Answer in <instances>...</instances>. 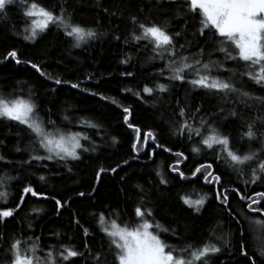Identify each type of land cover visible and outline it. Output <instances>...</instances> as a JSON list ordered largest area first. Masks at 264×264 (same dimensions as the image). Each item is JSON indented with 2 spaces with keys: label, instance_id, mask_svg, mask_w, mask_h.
<instances>
[{
  "label": "trees",
  "instance_id": "1",
  "mask_svg": "<svg viewBox=\"0 0 264 264\" xmlns=\"http://www.w3.org/2000/svg\"><path fill=\"white\" fill-rule=\"evenodd\" d=\"M39 3L47 8L66 4L73 22L94 29L97 37L77 48L63 31L50 26L34 41L25 40L23 9L18 3L9 5L7 18L0 19V94L30 96L36 105V114L45 123L50 118L60 129L87 136L88 139L80 142L88 151L78 149L79 160L53 159L24 164L30 154L46 153L33 143L32 135L24 126L0 118V141H3L0 155L10 161L0 162V176L5 175L4 189L9 193L7 204H0V210L15 208L26 185L43 194L38 197L27 194L14 216L0 223V234L5 237L0 240V262L4 259L3 249L13 237L39 236L45 252L49 246L59 249L61 244L84 250L85 240L93 250L103 248L107 252L108 238L99 230L92 214L103 212L106 218L134 224L138 222L134 209L143 205L152 212L150 220L162 228L175 230L177 235L171 231H159L166 243L174 246L214 243L222 250L212 256L211 264H252L240 254L239 245L243 242L255 264H264V255H261L264 217L248 210L249 200L240 199V196L258 199L255 194L264 192V180L245 183L251 178L250 166L241 165L242 172L234 171L222 161H216L213 150L196 143L199 137L194 136L193 141H189L187 133L183 136L174 133L176 121L181 120L177 115L179 101L180 106L186 105L190 114L195 115V119L189 120L193 127H199L201 119L208 121L229 135L232 148L243 154L249 145L246 138L241 140V132L246 130L245 122L264 114V106L254 104L248 108L237 103L234 96L225 101L187 83L168 80L170 73L164 67L168 58L153 59L156 54L151 47L145 48L143 42L131 41L130 34L135 26L130 17L136 16L141 22L155 21L170 33L181 32L182 36L176 39L180 54L194 57L204 48V62L211 60L223 65L220 69L214 68L213 75L221 79L232 77L238 87L264 96V89L238 75L243 70L240 66L243 62L226 59L225 54L218 51L222 38L213 37L211 33L199 36L198 17L189 15L185 23L184 19L178 18L185 14H178L177 6L169 5L166 0H162V7H157L155 0H39ZM117 36L119 40L115 38ZM180 45L184 47L180 48ZM13 50L21 63L17 64L10 57L5 59ZM125 59L127 63H121ZM25 61L39 65L45 75L41 76ZM161 69H164L163 75H160ZM126 72L133 75H121ZM233 72L237 75L232 76ZM56 79L69 83L57 85L54 83ZM72 83L79 87L72 88ZM156 84H165L169 90L154 92L151 96L142 93L145 85L155 87ZM137 92L141 93L140 98L135 95ZM124 107L130 109L129 123L141 129L137 151L132 149V144L136 143L134 127L130 128L124 122ZM196 107L201 109L199 113H194ZM232 110L238 115H230ZM85 121L96 127L88 126ZM257 127L260 128L259 123ZM149 130L156 136L155 143L151 138L143 142V133ZM157 143L171 151L157 148ZM194 146L200 147L201 152L193 153ZM17 147L21 151L17 152ZM253 147H256L254 142ZM176 152L183 153V156L174 155ZM201 163H212V171L221 176L222 183H207L204 175L199 173L192 177V172ZM100 168H116V171H105L97 179ZM180 172L190 179H181ZM40 176L45 179L41 181ZM161 179L165 183H161ZM208 179L211 181L212 177ZM81 192L85 195H78ZM217 193L228 196L231 215L216 199ZM52 197L62 204L67 201L59 213ZM181 197L192 201L205 197V202L196 211L184 204ZM257 219L262 223L255 224ZM75 220L88 228L91 235L85 237ZM65 264L88 262L77 257ZM108 264H113L111 254L108 255Z\"/></svg>",
  "mask_w": 264,
  "mask_h": 264
},
{
  "label": "snow or ice",
  "instance_id": "2",
  "mask_svg": "<svg viewBox=\"0 0 264 264\" xmlns=\"http://www.w3.org/2000/svg\"><path fill=\"white\" fill-rule=\"evenodd\" d=\"M157 7H162V0H155ZM169 5H176V12L184 13V19L187 23V17L191 15L199 20L197 34L206 36L211 33L213 37L222 38L219 40L218 51L225 54V58L237 62H243L240 66L243 69L238 73L240 77H246L253 84L264 89V0H166ZM23 9V17L26 18L25 40L34 41L38 35L45 33L50 26L63 31L64 35L71 39L73 46L79 48L83 43L90 39H95L97 33L94 29L86 28L78 23L73 22L72 13L69 12L66 4H58L54 8H47L39 3V0H0V19L7 18L8 6L17 4ZM108 12V9H104ZM141 11H143L141 9ZM116 15L115 12L111 13ZM130 22L135 26L130 34L132 42L139 44L143 42L145 48L151 47V50L156 54L153 59L159 57L168 58L165 68L170 75L167 77L170 81H179L181 84L187 83L193 88L203 89L208 93L220 96L227 101L230 96L236 97V102L251 108L254 104L264 106V96L255 95L252 92L238 87L232 77L221 79L219 76L213 75V69H220L223 65L216 61L209 60L204 62V48L200 49L197 56L189 57L180 54L177 50L176 39L182 36L179 31L170 33L168 29L158 24L155 21L148 20L141 22L136 16L130 17ZM117 40L119 36L115 37ZM127 42V41H126ZM183 48L184 45H180ZM211 55V54H209ZM12 58L17 64L21 61L17 58L16 51H9L5 57ZM130 59V58H129ZM30 63L41 76L45 73L39 65ZM121 63H127V59ZM227 70V69H226ZM231 71V70H227ZM164 69L160 70V75H163ZM121 75L132 76V72L121 73ZM237 75L236 72L232 76ZM55 84H68L69 81H61L56 79ZM72 88H78L76 83L71 84ZM168 86L165 84H156L155 87L145 85L142 88V93L147 96L153 95L154 92L165 93ZM130 91V89H129ZM97 95V93H92ZM135 95L140 98L141 93ZM101 99H106L101 96ZM115 102V101H113ZM177 115L181 120L176 121L174 133L183 136L187 133V139L193 141L194 136L199 137L196 143L203 145L206 149L213 150L216 161H222L234 171L242 172L241 165L251 167L250 181L245 183L255 184L258 181L264 180V114L258 115L250 121L245 122L246 130L241 132V140L245 138L249 141L248 151L240 154L239 150L232 148V141L229 135L212 126L208 121L201 119L199 127H193L189 123L190 119H195L194 114H190L188 107L180 106L177 101ZM201 109L196 107L194 113H199ZM223 111V109H221ZM124 122L128 127L134 126L129 123L131 115L128 107L123 108ZM230 115L237 116L236 110H232ZM0 118H6L9 121L18 123L24 126L33 137V143L38 145L39 149H43L46 155L30 154L29 160L23 161L24 164H30L32 161L42 160H79L80 155L78 149L88 151L83 148L81 139H88L87 136H81L79 132H71L57 127L56 122L48 119L45 123L36 114V105L29 98H23L20 95L13 96L12 94H0ZM67 119V117H65ZM84 123H88L85 121ZM259 123L260 128L257 127ZM90 127H96L94 124L88 123ZM136 133V143L132 144L133 151H137V143L141 142V129L134 127ZM152 139L155 143L156 136L149 130L143 133V142ZM253 142L256 147H253ZM3 143V141H0ZM157 148H163L168 152L171 149L164 147L162 144H156ZM21 151L19 147L15 149ZM38 152V149H36ZM191 151L200 153L201 148L194 146ZM176 156H183V153L176 152ZM0 162L10 163L3 155H0ZM127 163V161H124ZM119 167V165L117 166ZM212 163H201L192 172V177L197 174L204 175V180L207 183L221 184L222 178L219 174H215ZM105 171L115 172L116 168L104 169L100 168L96 176L99 179L101 173ZM173 171L178 169L173 168ZM159 175V173H158ZM181 179H190L183 172L179 173ZM212 177L210 181L208 178ZM11 179V178H9ZM39 179L43 181L44 176ZM161 183H165L161 179ZM3 178H0V204H7L9 193L4 190ZM95 191V189H93ZM235 191V189H233ZM31 194L33 197L43 196L42 193H37L31 185H26L22 189V194L19 196V203L15 208H7L0 210V223H4L6 218L13 217L14 213L20 209L24 202L25 196ZM78 195H85L83 192ZM258 199L252 197L240 196L241 200H249L247 204L250 212L259 213L264 217V192L255 194ZM47 199V197H44ZM55 200L57 212L60 208L67 205V201L63 204L60 200ZM184 204L189 207H194L196 211L203 206L205 197H201L192 201L186 197H181ZM216 199L224 205L225 209L231 210L228 207L229 198L217 193ZM253 205H260L253 207ZM33 211H38L33 209ZM134 214L138 218V222L130 224L128 222H118V219L106 218L103 212L93 213L96 217L99 230L108 238V250L105 252L103 248L93 250L88 241L83 243L84 250H78L76 247L60 245L57 249L55 246H49L47 252L41 247L40 237H28L20 239L13 237L8 246L3 249L4 259L0 264H65V262L74 260V258H82L88 264H108V255L113 257V264H211L212 256L221 252V247L214 243L203 242L200 244L185 243L183 246H174L166 243L159 235V231L169 232L177 235L175 230L162 228L161 225L149 219L152 216L150 209L144 208L143 205H138L134 209ZM235 219V217H233ZM239 224V220L236 221ZM75 223L82 229L83 235L88 237L91 235L89 229L80 224L79 220ZM259 225L261 220L254 221ZM156 229L157 231H153ZM241 237L243 230L241 229ZM57 235H59L57 233ZM4 235L0 234V240H4ZM177 239L179 237L177 236ZM217 239H220L217 237ZM227 247V243L224 245ZM240 254L255 264L252 257L245 251L243 242L239 245ZM261 255H264V245L261 248Z\"/></svg>",
  "mask_w": 264,
  "mask_h": 264
},
{
  "label": "rangeland",
  "instance_id": "3",
  "mask_svg": "<svg viewBox=\"0 0 264 264\" xmlns=\"http://www.w3.org/2000/svg\"><path fill=\"white\" fill-rule=\"evenodd\" d=\"M0 178H3L4 185H6L7 181H6L5 175L0 176ZM4 190H6V189H4Z\"/></svg>",
  "mask_w": 264,
  "mask_h": 264
}]
</instances>
